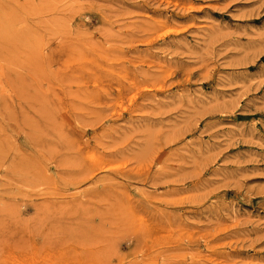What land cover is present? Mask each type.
I'll use <instances>...</instances> for the list:
<instances>
[{
  "label": "rangeland",
  "instance_id": "1",
  "mask_svg": "<svg viewBox=\"0 0 264 264\" xmlns=\"http://www.w3.org/2000/svg\"><path fill=\"white\" fill-rule=\"evenodd\" d=\"M0 264H264V0H0Z\"/></svg>",
  "mask_w": 264,
  "mask_h": 264
},
{
  "label": "bare ground",
  "instance_id": "2",
  "mask_svg": "<svg viewBox=\"0 0 264 264\" xmlns=\"http://www.w3.org/2000/svg\"><path fill=\"white\" fill-rule=\"evenodd\" d=\"M13 263V262H12Z\"/></svg>",
  "mask_w": 264,
  "mask_h": 264
}]
</instances>
